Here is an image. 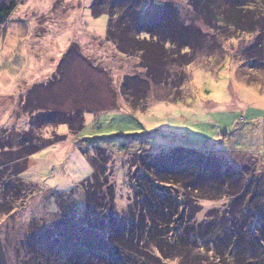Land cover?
<instances>
[{
    "label": "rangeland",
    "instance_id": "1",
    "mask_svg": "<svg viewBox=\"0 0 264 264\" xmlns=\"http://www.w3.org/2000/svg\"><path fill=\"white\" fill-rule=\"evenodd\" d=\"M94 1L23 0L0 31V129L14 124L25 130L30 114L23 109L31 92L29 109L36 106L35 100L49 108L82 104L85 119L77 136L67 125L45 130L48 138L56 132L66 140L28 162L22 179L39 191L13 217L0 216V264H35L36 259L23 262L33 251L27 242L32 230L48 232L58 242L48 241L44 248L52 264H74L62 242L63 237L78 242L90 238L80 186L94 172L92 159L108 164L115 213L120 216L130 212L136 197L133 182L140 173L153 176L185 167L193 151L202 148L226 157L221 165H231L232 176L240 179L242 188L248 186L247 201L253 196V206L264 209V57L249 60L247 53L255 52L258 34L225 27L212 31L199 21L197 26L214 35L216 47L198 54L186 68L189 82L180 99H168L169 94L176 96L175 89L157 87L141 107L132 108L123 97L113 96L112 84L119 86L125 76L140 70V60L118 54L106 42L109 16L94 17ZM155 1L176 7L185 23L194 19L187 0ZM151 5L143 0V7H155ZM255 6L264 15V0H256ZM74 44L79 49L68 54ZM262 44L264 49V40ZM55 76L59 78L51 82ZM161 150L166 152L159 154ZM58 196L67 197L72 216L52 228ZM247 201L236 202L233 209V199L202 201L197 220L231 211L240 216Z\"/></svg>",
    "mask_w": 264,
    "mask_h": 264
},
{
    "label": "trees",
    "instance_id": "2",
    "mask_svg": "<svg viewBox=\"0 0 264 264\" xmlns=\"http://www.w3.org/2000/svg\"><path fill=\"white\" fill-rule=\"evenodd\" d=\"M22 1L0 0V31ZM255 1L187 0L194 19L185 23L176 7L169 3L145 0L155 6L149 8L143 7V0H95L91 7L94 17L109 16L106 42L118 54L140 60V70L125 76L119 86L112 84L116 93L109 89L110 92L114 97V94L123 97L132 108L141 107L150 91L157 87L175 89L176 96L169 94L168 99H180V92L189 82L186 68L197 61L198 54L216 47L214 35L197 26L199 21L212 31L225 27L258 34L252 48L255 52H247L248 59H263L264 15L262 9L255 8ZM78 49L74 44L68 54ZM57 77L51 82H56ZM32 93L23 109V113L30 114L28 129L17 130L14 126L0 129L2 217H13L39 191L22 179L30 159L66 140L56 132L48 138L45 130L67 125L71 135L77 136L85 125L82 104L74 106L66 102V107L49 108L45 102L33 99L36 106L29 109ZM203 149L193 151V158L185 167L153 176L140 173L133 182L136 197L126 217L115 213L116 191L108 164L92 159L94 172L80 186L85 198L84 226L90 238L78 242L63 237L62 242L74 264L84 261L85 264H167L171 260L179 264H264V209L253 206V196L247 201L248 186L242 188L240 179L232 176L235 171L231 165H221L226 157ZM58 197L55 200L58 214L52 228L65 224L72 216L67 197ZM225 198L233 199L231 209L236 202L247 201L238 211L240 216L231 211L197 220L201 213L199 203ZM31 229L36 228L33 225ZM55 240L48 232L39 235L32 230L27 242L33 251L23 262L36 259L35 264H52L44 248L48 241L58 243Z\"/></svg>",
    "mask_w": 264,
    "mask_h": 264
},
{
    "label": "crops",
    "instance_id": "3",
    "mask_svg": "<svg viewBox=\"0 0 264 264\" xmlns=\"http://www.w3.org/2000/svg\"><path fill=\"white\" fill-rule=\"evenodd\" d=\"M29 122V121H28ZM28 122L26 123V127H25V130L28 128ZM13 126H15L16 127V125H11V126H9V127H13ZM17 128V127H16Z\"/></svg>",
    "mask_w": 264,
    "mask_h": 264
}]
</instances>
